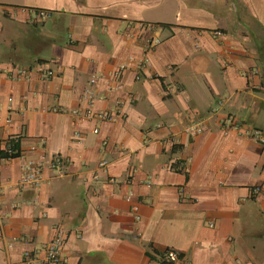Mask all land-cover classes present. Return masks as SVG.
<instances>
[{
	"label": "crops",
	"instance_id": "0c3cea01",
	"mask_svg": "<svg viewBox=\"0 0 264 264\" xmlns=\"http://www.w3.org/2000/svg\"><path fill=\"white\" fill-rule=\"evenodd\" d=\"M0 28V151L10 136L20 150L0 158V264L42 259L56 227L61 264H159L167 248L181 264H264V149L244 134L264 131V0H0ZM94 75V111L115 121L69 113ZM26 161L36 187L18 185Z\"/></svg>",
	"mask_w": 264,
	"mask_h": 264
},
{
	"label": "built area",
	"instance_id": "2783aa9c",
	"mask_svg": "<svg viewBox=\"0 0 264 264\" xmlns=\"http://www.w3.org/2000/svg\"><path fill=\"white\" fill-rule=\"evenodd\" d=\"M35 15L40 18H47L49 17V13L43 10H36ZM140 28H147L149 30H153L154 26H152L149 23H139L138 24ZM1 32V28H0ZM160 44V40L155 37H150V39L147 40L144 50L146 52H150L153 48L158 46ZM146 61V58H142L139 60L138 63V69H141ZM125 65H120L117 70H115L112 75L110 76V80L106 81L107 84V90L108 92L115 91L118 88V80L125 69ZM52 75L50 71L44 72L43 77L48 78ZM20 76L26 77V71L21 70ZM99 81H104L103 76H91L88 81V86L83 92L82 98H81V105L79 108L71 110L69 113L77 118H84V119H97L100 121H115L118 116V109H115L110 112H95L94 111V103L96 100L99 99V96L94 90L95 85ZM53 112H63V110H58L56 108L52 109ZM11 118L10 116L6 117V123H10ZM202 123L203 120H196L192 119L190 122L184 127L183 133L189 137H195L196 135L200 134L202 132ZM224 127L227 129H235L240 130V124L237 120L234 118H227L224 121ZM244 134H246L248 137L256 140L258 144H260L261 147L264 149V131L263 130H255V129H249L245 130ZM73 139L76 142H80L82 139L81 134L78 131L73 132ZM19 138L18 136H10L8 137L4 143H3V149L0 151V158L3 159H13V158H19L20 157V150L18 148ZM34 150V148H33ZM1 154H5V156L1 157ZM51 169L56 170L57 172H61L62 169L65 167V161L60 157H55L51 163L49 164ZM98 167L101 168L103 171H107L108 163L106 160H100L98 162ZM172 170L184 173L187 170V161L182 160L178 163L174 164L171 167ZM110 183H113L114 181L112 179L108 180ZM41 182V167L37 164H35L32 161H26L22 164V174L18 180V185L20 187L23 186H30V187H36ZM260 191L259 187H254L250 190L251 194L255 195ZM132 194L129 193L126 196V200L129 201ZM132 211L134 212V219L138 220L139 216L136 214V208H133ZM208 226H213V223L211 221L208 222ZM64 239V231L60 229L59 227H56L55 234L53 238L47 242L43 248L42 253L43 257L42 259H38L33 253H30L28 251H24L22 253V260L20 264H61L63 262L62 257V242ZM156 261L159 264H181V257L180 254L175 251L174 249L167 248L160 252L159 254L155 255Z\"/></svg>",
	"mask_w": 264,
	"mask_h": 264
},
{
	"label": "trees",
	"instance_id": "16d2710c",
	"mask_svg": "<svg viewBox=\"0 0 264 264\" xmlns=\"http://www.w3.org/2000/svg\"><path fill=\"white\" fill-rule=\"evenodd\" d=\"M5 156V154H1V157Z\"/></svg>",
	"mask_w": 264,
	"mask_h": 264
}]
</instances>
